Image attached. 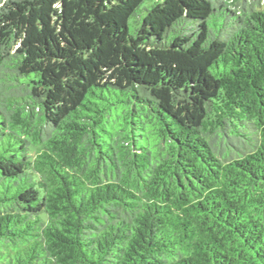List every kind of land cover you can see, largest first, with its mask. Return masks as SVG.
<instances>
[{"label":"trees","instance_id":"trees-1","mask_svg":"<svg viewBox=\"0 0 264 264\" xmlns=\"http://www.w3.org/2000/svg\"><path fill=\"white\" fill-rule=\"evenodd\" d=\"M0 264H264V0H0Z\"/></svg>","mask_w":264,"mask_h":264},{"label":"rangeland","instance_id":"rangeland-1","mask_svg":"<svg viewBox=\"0 0 264 264\" xmlns=\"http://www.w3.org/2000/svg\"><path fill=\"white\" fill-rule=\"evenodd\" d=\"M133 22V21H132ZM131 23V22H130ZM132 27H133V25H132Z\"/></svg>","mask_w":264,"mask_h":264}]
</instances>
